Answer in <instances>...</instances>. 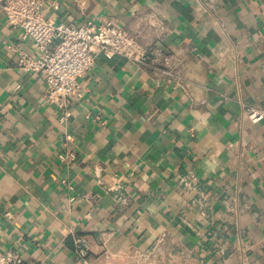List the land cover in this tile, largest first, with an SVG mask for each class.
<instances>
[{"label":"crops","instance_id":"crops-1","mask_svg":"<svg viewBox=\"0 0 264 264\" xmlns=\"http://www.w3.org/2000/svg\"><path fill=\"white\" fill-rule=\"evenodd\" d=\"M43 11L111 21L157 50L160 69L98 54L60 108L17 64L37 51L0 12V253L83 264L77 236L86 264H264V118L245 113L264 107V0Z\"/></svg>","mask_w":264,"mask_h":264},{"label":"built area","instance_id":"built-area-1","mask_svg":"<svg viewBox=\"0 0 264 264\" xmlns=\"http://www.w3.org/2000/svg\"><path fill=\"white\" fill-rule=\"evenodd\" d=\"M45 0H0V12L12 30L30 40L36 55L20 52L17 64L44 76L43 99L62 108L70 96H78L81 79L93 66L95 56H124L155 69L157 50L143 45L128 31L111 21L95 23L87 20L73 25L56 22L44 14ZM53 8L56 3L51 4ZM245 113L251 121L264 118V107L247 106ZM70 138L69 135L66 136ZM67 155L61 156L65 159ZM73 158L72 154L67 160ZM74 253L86 264L87 244L81 237H73ZM0 264H22L21 256L13 251L0 253Z\"/></svg>","mask_w":264,"mask_h":264}]
</instances>
